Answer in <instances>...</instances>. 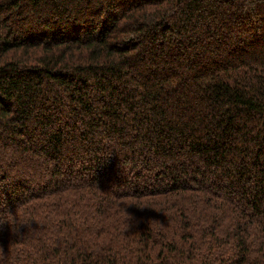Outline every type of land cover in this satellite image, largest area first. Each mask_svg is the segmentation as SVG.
Returning <instances> with one entry per match:
<instances>
[{"label": "trees", "instance_id": "1", "mask_svg": "<svg viewBox=\"0 0 264 264\" xmlns=\"http://www.w3.org/2000/svg\"><path fill=\"white\" fill-rule=\"evenodd\" d=\"M0 201V264H264V0H0Z\"/></svg>", "mask_w": 264, "mask_h": 264}, {"label": "clouds", "instance_id": "2", "mask_svg": "<svg viewBox=\"0 0 264 264\" xmlns=\"http://www.w3.org/2000/svg\"><path fill=\"white\" fill-rule=\"evenodd\" d=\"M2 224H7L11 229H13V226H15L16 231L18 230L19 226L29 227V225L26 223H18L16 210L14 212L9 211L6 203L0 201V225ZM130 226L131 225L129 224L128 227ZM4 256V250L0 248V259H2Z\"/></svg>", "mask_w": 264, "mask_h": 264}]
</instances>
